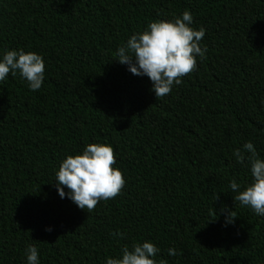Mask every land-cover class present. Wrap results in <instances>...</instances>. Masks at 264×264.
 Segmentation results:
<instances>
[{"label": "trees", "instance_id": "16d2710c", "mask_svg": "<svg viewBox=\"0 0 264 264\" xmlns=\"http://www.w3.org/2000/svg\"><path fill=\"white\" fill-rule=\"evenodd\" d=\"M185 10L206 58L157 99L116 52ZM21 49L45 73L35 92L0 81V264H27L32 244L39 264H106L145 241L157 264H264V216L230 188L251 180L235 149L264 159V0H0V58ZM90 143L113 147L126 183L87 212L55 172Z\"/></svg>", "mask_w": 264, "mask_h": 264}, {"label": "clouds", "instance_id": "9594fccd", "mask_svg": "<svg viewBox=\"0 0 264 264\" xmlns=\"http://www.w3.org/2000/svg\"><path fill=\"white\" fill-rule=\"evenodd\" d=\"M193 16L185 10L181 17L171 21H156L148 24L141 32L133 34L116 52L118 62L129 66V71L136 76H147L152 82V91L156 98L169 95L173 85H180L182 78L196 70L197 57L205 59L207 48L200 42L205 36L202 27H191ZM20 77L28 82L31 91L41 88L44 81L45 63L41 55L25 52L23 49L6 50L0 58V81L8 74ZM249 153V155H245ZM236 162L250 166L251 180L246 185L235 180L230 188L237 193L233 198L242 206H247L258 216H264V159L259 158L253 144L247 142L243 149H235ZM113 147L103 143H90L82 154L68 155L55 172L57 191L61 198L65 195L80 209L93 211L100 201L114 199L121 194L125 179L117 167ZM68 189L65 193L64 188ZM219 197L216 196V200ZM236 219L235 211L229 212L226 223ZM46 231L51 232V228ZM122 235V234H121ZM160 249L152 242L133 243L122 249L120 258H107L106 264H157L154 259ZM178 253L174 248L168 249L169 256ZM27 264H39V252L35 244L26 248ZM159 264H168L161 259Z\"/></svg>", "mask_w": 264, "mask_h": 264}]
</instances>
